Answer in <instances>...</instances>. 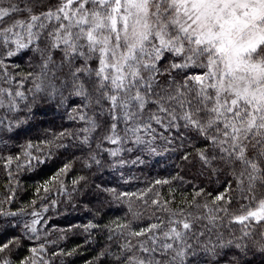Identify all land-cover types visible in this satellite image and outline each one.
Masks as SVG:
<instances>
[{"label": "trees", "instance_id": "trees-1", "mask_svg": "<svg viewBox=\"0 0 264 264\" xmlns=\"http://www.w3.org/2000/svg\"><path fill=\"white\" fill-rule=\"evenodd\" d=\"M10 2L26 0H3V6ZM31 3L39 12L55 9L59 0ZM16 31L27 43L24 29ZM16 39L6 44L0 39V89L25 96L15 98V109L8 107L9 97L0 107V244L15 241L0 258L10 264H126L125 256L141 253L124 245L145 240L131 233L160 220L188 217L194 227L185 238L192 248L184 264H264V251L254 243L262 239L264 223L245 221V227L234 221L245 214L249 201L242 199L231 168L202 166L197 153L211 147L202 137L169 127L163 117L160 124L151 122L150 133H125L122 120L113 133L108 106L97 105L95 96L85 99L70 86L55 97L36 91L43 80L37 49L50 43L43 30L27 48L18 49ZM46 54L60 62L57 50ZM81 115L94 119L97 127L85 131L89 125ZM116 135L118 143L107 139ZM137 136L143 142L137 143ZM226 190L231 203L213 204ZM218 206L228 211H217ZM171 212L179 215L171 217ZM209 215L218 217L214 224L208 223Z\"/></svg>", "mask_w": 264, "mask_h": 264}, {"label": "snow or ice", "instance_id": "snow-or-ice-1", "mask_svg": "<svg viewBox=\"0 0 264 264\" xmlns=\"http://www.w3.org/2000/svg\"><path fill=\"white\" fill-rule=\"evenodd\" d=\"M16 14L25 18L15 19ZM16 29H24L27 43ZM42 30L50 43L37 49L43 77L37 92L55 97L70 86L85 99L95 96L97 105L108 106L113 133L121 120L125 133H150L151 122L160 124L162 117L169 127L194 131L211 146L197 153L202 166L231 168L242 199L249 201L248 210L234 221L264 223V0H59L55 9L39 12L31 0L7 6L0 0L5 44L15 36L17 48H27ZM53 49L61 56L59 63L46 54ZM5 97L10 109L16 108V97L25 99L20 91L0 89V107ZM80 119H87L85 131L97 127L94 119ZM107 139L115 144L121 137ZM136 141L143 142L139 136ZM217 201L231 203L227 190L213 204ZM217 211L228 209L218 206ZM206 219L214 224L218 217ZM193 227L188 217L170 218L131 233L145 240L124 245L141 253L125 256L126 264H184L192 248L185 238ZM260 235L254 243L264 251V232ZM14 242L0 244V253ZM0 264L10 261L0 258Z\"/></svg>", "mask_w": 264, "mask_h": 264}]
</instances>
